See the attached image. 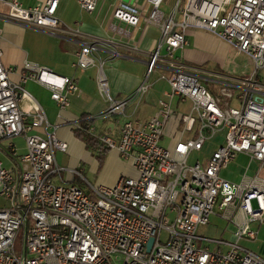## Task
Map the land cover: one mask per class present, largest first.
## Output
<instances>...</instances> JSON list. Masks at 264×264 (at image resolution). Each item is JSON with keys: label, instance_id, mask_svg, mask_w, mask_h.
I'll return each instance as SVG.
<instances>
[{"label": "built area", "instance_id": "built-area-1", "mask_svg": "<svg viewBox=\"0 0 264 264\" xmlns=\"http://www.w3.org/2000/svg\"><path fill=\"white\" fill-rule=\"evenodd\" d=\"M58 2L24 8L17 0H0L7 8L0 19L54 32L62 25L55 16ZM77 2L92 12L97 0ZM145 2L149 11L143 18L127 2H118L111 15L131 27L142 20L159 32L143 80L133 92L123 99L111 96L104 67L118 53L109 49L100 58V40L82 41L74 63L81 70L95 67L96 88L106 108L64 124L83 128L82 122L98 120L115 126L113 135L84 126L135 172L111 186L91 184L81 170L57 166L55 152L65 153L67 144L53 132L28 134L49 124L22 84L9 79L0 50V142L23 136L26 148L18 172L0 161V196L7 201L0 208V264H264V258L239 245L255 238L252 223L264 226V0H175L167 12L161 8L164 0ZM190 30L206 32L246 56L251 72L236 83L217 82L218 92L211 94L195 72L174 58ZM23 68L21 82L34 80L50 91L58 110L68 107V95L77 91L74 80L30 62ZM158 80L168 85L166 100L159 101L150 118L136 119L145 94ZM22 99L31 102L30 110L19 108ZM173 99L187 101L188 110L174 112ZM167 125L175 140L171 151L159 144ZM217 134L222 137L210 155L188 164L189 155ZM238 155L248 159L239 180L221 178L219 172ZM251 164L256 170L248 175ZM63 173L70 179H63ZM210 216L233 228L228 240L198 235ZM21 230L17 254L14 242Z\"/></svg>", "mask_w": 264, "mask_h": 264}, {"label": "crops", "instance_id": "crops-1", "mask_svg": "<svg viewBox=\"0 0 264 264\" xmlns=\"http://www.w3.org/2000/svg\"><path fill=\"white\" fill-rule=\"evenodd\" d=\"M17 1L22 7L29 8L41 6L46 0ZM126 1L139 9L141 18L149 11V6L145 0ZM118 2L124 1L97 0L95 9L92 12H86L79 7L77 0H59L55 16L62 25L59 30L54 32L22 26L0 19L1 64L3 68L9 71V79L13 82L21 83L24 89L41 106L49 124L45 129L42 127L33 128L28 134L45 137L46 133L53 132L59 140L67 144L65 153L55 152L56 163L61 160L63 155L70 154L69 165L66 168L79 169L84 175L80 162H88L90 171L95 174L99 173V179L96 184L107 186L113 185L121 176H135L130 163L122 160L116 152L109 150L98 170V164L93 155L87 152L88 149L84 143L75 138L72 129L64 123L78 120L82 116H97L106 108V104L99 96L96 88L95 67L84 70L74 67L76 55L82 41L97 39L104 42V47L101 46L96 51L100 58H105L109 49L117 51L118 56L104 67L112 97L117 99L125 98L143 80L149 57L156 50L159 32L155 27L145 25L142 20L135 27L114 20L111 15ZM6 11L7 8L0 4V13L4 14ZM63 25L71 30L77 29L79 34L63 32ZM185 38L186 45L182 49L174 51V58L186 69L195 72L199 76L200 82L205 83L204 86L211 94H217V82L236 83L238 80L248 76L252 70V64L246 56L240 54L230 60L228 54L232 48L206 32L190 30L186 33ZM159 54L161 56L165 54L164 47L159 50ZM228 61H231V64L234 65L238 62L242 66V72L239 75L225 73L223 68ZM24 62L36 64L54 74L65 76L75 81L77 91L68 95L69 105L66 109L58 110L56 104L50 98V91L34 80L27 78L25 82H21V77L25 75ZM162 66L165 67L166 63L164 64L163 62ZM160 71L162 69L157 70V73ZM199 73L201 74L199 75ZM154 76L156 77V74ZM158 82H163L167 88L154 90V86ZM168 90V85L164 81H155L145 94L135 118L139 120L150 118L156 111L159 101L166 100ZM173 104L175 107H179L177 108L178 110L183 109L184 111L182 112L188 110L189 103L187 101L181 102L178 99H173L171 101L172 109ZM19 108L28 111L31 109V102L27 99H22L19 102ZM178 112L181 113V111ZM92 123L96 131H100V133L104 132V128L108 134L113 135L115 133V126L112 129L110 121L92 120ZM96 123H99L100 126L96 127ZM55 125L59 127L54 130L53 126ZM166 128L172 129L170 125H167ZM172 134L167 138L168 141L172 140ZM25 152L23 136H15L1 141V165L4 168L18 172L22 167L20 158ZM238 156L245 157L243 155ZM246 166L239 168V178ZM249 170H252L253 173L251 175H253L256 170L255 164L250 165L247 174ZM63 174V179H70L68 174ZM223 179L232 182L239 180L235 181L225 177ZM75 183L81 186L79 181L75 180ZM5 206H7V201L0 196V208ZM214 218L218 219L217 217ZM227 226L229 225L226 224V227L221 229L220 237L223 238L226 234ZM251 229L256 232L255 238L253 240H244L249 244V247L244 248L264 258V226L252 223Z\"/></svg>", "mask_w": 264, "mask_h": 264}, {"label": "rangeland", "instance_id": "rangeland-1", "mask_svg": "<svg viewBox=\"0 0 264 264\" xmlns=\"http://www.w3.org/2000/svg\"><path fill=\"white\" fill-rule=\"evenodd\" d=\"M175 0H164L163 4L161 5L162 10L167 11L169 10L172 5L174 4ZM240 55L239 53H237L234 49H230L229 50V58L230 60H233V58H235L236 56ZM231 61H228L224 64V71L227 74L230 75H239L242 72V66L240 64H231ZM234 63V62H233ZM201 73H199L200 75ZM203 86L205 85L204 82H200ZM166 89V85L163 82H158L155 84L154 86V90H159V89ZM177 108L179 107H175V105L173 104V111L174 112H178V111H184L183 109L178 110ZM184 113V112H182ZM96 127H99L100 124L96 123L95 124ZM173 133V129H165L163 131V135H162V139L160 140V145L165 146L167 148L168 151L172 150V147L174 145L175 140L172 139L170 141L167 140V138L169 137V135ZM222 134H217L215 136H213L212 138L208 139L205 141L204 146L202 148L201 151L197 152H192L189 157H188V164H194L195 161H200L203 162L209 155L210 153L218 146L220 140H221ZM87 152H89L90 154H92L91 150L88 149ZM70 154H65L62 156L61 160H58L57 166L61 167V168H66L69 165V161H70ZM247 164V159L245 157H241V156H236L235 160L232 162H230L226 168L222 171H220L219 176L222 178H229L232 180L237 181L239 179V175H238V170L240 167H244ZM81 168L84 170V177L92 184H96L98 179H99V173L95 174L93 172L90 171V165L88 162H80ZM253 172L252 170L248 171V174L251 175ZM64 175V174H63ZM210 224L207 226H202L198 229L197 233L199 236L201 237H206V238H212V239H217L220 238V231L221 229H224L226 227V223L221 220V219H216L213 216H210ZM233 231V228L231 226H227V232L226 234L223 236V239L228 240L230 238V233ZM22 230L17 234V237L15 239L14 242V250L17 254L20 253L21 248H22ZM240 246L243 247H249V244L242 240L239 242ZM210 247H212V245H210Z\"/></svg>", "mask_w": 264, "mask_h": 264}, {"label": "trees", "instance_id": "trees-1", "mask_svg": "<svg viewBox=\"0 0 264 264\" xmlns=\"http://www.w3.org/2000/svg\"><path fill=\"white\" fill-rule=\"evenodd\" d=\"M84 117L86 116H82V118ZM88 123L91 125L93 124L91 120L82 122L81 126L83 128H72V132L75 138L83 142L87 149L91 150L93 157L97 161L99 170L109 149L99 142L95 136L87 133L84 126ZM96 134H100V131H96Z\"/></svg>", "mask_w": 264, "mask_h": 264}, {"label": "water", "instance_id": "water-1", "mask_svg": "<svg viewBox=\"0 0 264 264\" xmlns=\"http://www.w3.org/2000/svg\"><path fill=\"white\" fill-rule=\"evenodd\" d=\"M123 1L127 2L126 0H123ZM127 3H129V2H127ZM151 242H152V239L149 240V246H150Z\"/></svg>", "mask_w": 264, "mask_h": 264}]
</instances>
